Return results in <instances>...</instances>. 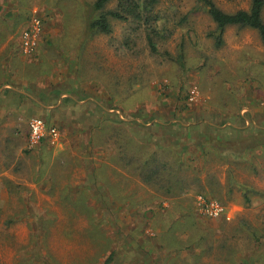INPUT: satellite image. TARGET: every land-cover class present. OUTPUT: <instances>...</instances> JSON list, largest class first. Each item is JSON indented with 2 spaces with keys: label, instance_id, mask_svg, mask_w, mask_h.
Segmentation results:
<instances>
[{
  "label": "rangeland",
  "instance_id": "rangeland-1",
  "mask_svg": "<svg viewBox=\"0 0 264 264\" xmlns=\"http://www.w3.org/2000/svg\"><path fill=\"white\" fill-rule=\"evenodd\" d=\"M94 1L4 3L2 16L23 22L24 29L34 17L42 19L41 40L33 49L24 46L29 55L37 49L57 52L58 43L47 39L52 33L79 38L72 42L73 55L88 62L81 80L104 84L106 113L90 134L83 133L82 112L72 115L55 110L60 106L35 102L25 104L21 118L0 120V264H102L112 252L114 264H264V134L256 133L264 129V45L257 30L229 26L217 47L209 33L216 24L202 4L159 0L153 48L147 23L132 17L112 18L110 33L90 32L89 21L98 14ZM214 1L231 12L251 3ZM117 3L113 0L108 8ZM53 19L57 26L47 28ZM36 66L25 68L28 82L48 84L49 68L44 64L39 72ZM63 73L60 84H67ZM33 117L55 126L68 144L46 150V141L32 143ZM194 121L221 129L251 128L237 138L241 147L234 150L254 146L248 148L253 155L236 160L212 147L207 155L193 147L177 171L187 189L174 197L164 195L158 163H143L148 154L163 155L164 149L146 140L152 132L157 139L169 135L177 126H167L174 123ZM133 126L140 128L138 134ZM16 141L20 144L14 147ZM5 142L12 147L4 148ZM118 149L126 155L124 161ZM143 170L157 174L144 179ZM88 175L94 184L88 180L81 185ZM200 194L220 201L232 220L204 214ZM187 218L201 219L200 228L186 223ZM172 221L180 225L174 231L176 245L163 247V226ZM183 223L190 226V236Z\"/></svg>",
  "mask_w": 264,
  "mask_h": 264
},
{
  "label": "crops",
  "instance_id": "crops-1",
  "mask_svg": "<svg viewBox=\"0 0 264 264\" xmlns=\"http://www.w3.org/2000/svg\"><path fill=\"white\" fill-rule=\"evenodd\" d=\"M4 3L7 4V0H0V120H4V118L6 120V118L8 117H13L14 120L21 118L24 113L25 104L28 102H35L36 104L40 103L43 106H60L55 110H59L62 112L68 111V113L72 112V115H76V112L78 114L82 112L84 114L85 120V126L83 127V129L85 130L84 132H82L84 134H90L92 130L95 129L105 117L104 114L106 112L103 106L105 102L103 94L104 84H102L101 81L85 83L81 80L80 73L86 72V70H83L81 68L82 66L84 68L86 63L88 62L85 63L82 58H79L80 56L78 54L73 55L72 42L73 40H79V38H74L73 34L66 32L52 33L47 36V39L58 43L57 46L59 49L57 50V52L54 48L51 50L47 49L46 51L40 50V52L37 49L34 55H29L25 52L24 49L25 29L23 22L4 18L2 16V12L4 11V8L6 6V4ZM57 24L58 23L56 22V19H53L52 21L47 22V28H52L53 26H57ZM30 25L31 23L27 26V28L30 27ZM49 30L52 31V29ZM43 32L44 29L38 36V41L41 40ZM30 61H32V63ZM32 64L37 65L36 68L39 72H41L44 64L47 65V67L49 68V75L47 76L49 82L48 84L29 83L30 81L28 77H25V68L27 66H33ZM51 68H53V71L50 70ZM61 72H65V74L63 73L62 75L66 76L67 84H60L59 78ZM42 79L43 82L46 81V77H43ZM52 80H54V84L51 83ZM107 103L109 104L110 102L107 101ZM42 110H45V108H43ZM109 115L110 113L107 112V117H109ZM198 122L199 121H194L188 126H185L181 122L174 123L171 126L167 127H176L178 124L182 126L183 129H181V127L178 128V126L177 129L175 128V130L172 131H170L171 129H168L171 133L169 135H164L163 133V136H159L158 139L155 138V134L152 132V136L150 135L151 138L146 140L149 136L148 133H151L150 130L144 133V140L151 141L147 143L155 142L159 146H179L180 144L182 145L183 141L194 143V140L196 142L199 141V137H209L212 135H217V133H221L220 136L226 134L228 138L232 137L238 140L237 138L245 136L246 134H249L253 131L251 130V128H242L240 126L234 127L233 125L232 126L234 127V129H227V126L225 130L209 123L202 124ZM206 124L210 126L208 127ZM203 126H207L208 129L203 128ZM164 127L165 126L163 125V128ZM133 128L138 134L140 128L138 126H133ZM257 130L258 131H256V133H260L259 131L264 129L258 128ZM12 135H15V132L13 133V131H11L10 136ZM139 138L141 137L139 136ZM182 138H185V140H182ZM188 138H190V140H188ZM45 139L48 144L46 150H52V148L55 147H57L58 149H63V145L68 144L66 143V141H62L61 134L57 137L48 136ZM6 144L7 142L4 143V148L8 149L9 145L10 148L12 147L11 144ZM19 144L20 143L16 141L13 146L15 147ZM60 146L61 148H59ZM100 149L102 150V148ZM245 151H247V153L243 159L250 158V155L251 153H253V151L248 149ZM229 157L230 159H235V155L232 152L229 154ZM5 166L2 167L6 168ZM116 166L119 168L118 165ZM35 180L37 179H34L33 181ZM88 180L92 186L94 184V181L92 178H89V175L81 179L80 184L86 186L88 184ZM101 180L103 179L101 178ZM35 183L37 185H40L41 182ZM99 184L103 185V182L101 181ZM234 217H236V214H234Z\"/></svg>",
  "mask_w": 264,
  "mask_h": 264
},
{
  "label": "trees",
  "instance_id": "trees-1",
  "mask_svg": "<svg viewBox=\"0 0 264 264\" xmlns=\"http://www.w3.org/2000/svg\"><path fill=\"white\" fill-rule=\"evenodd\" d=\"M113 0H95L93 3L94 10L98 12L96 16L91 18L89 21L88 29L92 33H110L112 31V24L111 19L117 18L121 20H126L130 17L139 20L140 22L144 21L149 26V41L153 48H156L155 41L153 39L152 34L157 33V25L154 26L153 22L160 19L161 16H159L158 13L154 12V6L156 3L159 2V0H118L117 6L115 8H108V5ZM204 8L207 10V13L211 17V19L216 24V27L209 32L211 36L215 39V44L217 47H220L224 43V33L226 29L229 26H237V27H249L252 29L257 30L258 34L260 35V38L262 40V43L264 45V0H251L250 7L247 9L241 8L236 11H226L223 10L221 7L218 6V4L214 0H197ZM121 123V122H120ZM208 127L210 125L206 124ZM178 128L182 126L178 125ZM234 129L232 125L228 126L227 129ZM226 130V129H225ZM260 133H257V135H263L264 130L259 131ZM209 137H212L209 138ZM209 137H199V142L190 143L183 141L182 145L179 146H168L163 145V155L160 154V151L153 152V155H147V158H144V162H147L148 160L151 161L152 159H155V161L158 163L160 171L156 168V172L160 173L163 171V190L164 195L169 194V196H177L182 194L188 187V183H186L181 177L177 175V171L179 168L183 165L182 161L184 162L185 154L191 153L193 147H198V150L202 149V152L204 154H208L210 151V148H215V151L217 153H221V155H227L231 152H235V159L241 160L245 157L248 148H252L254 146H243L245 149H240L238 151L234 150L235 147H241L238 140L234 138H228V136L223 135L220 136V134L217 133V135H212ZM241 138V137H240ZM185 140V138H182V140ZM190 140V138H188ZM44 139L41 140L39 143L44 144ZM210 143H213L212 146ZM264 147V145L262 146ZM118 148V147H117ZM219 148L224 149V151H220ZM258 147H256L257 149ZM181 156H180V152ZM118 149V153L119 154ZM192 154V153H191ZM252 154V153H251ZM253 155V154H252ZM150 156V159H149ZM120 159H125L126 155L121 153L119 154ZM230 158V157H229ZM124 161V160H123ZM120 162V160H119ZM129 162V161H128ZM124 163V162H122ZM126 164H130L126 163ZM124 164L127 168H132V166H128ZM134 165V164H133ZM158 167V166H157ZM182 169V168H181ZM155 171L150 170H144L141 172V175L144 177V179H151L152 176L155 173ZM155 176V175H154ZM157 176H160L159 174ZM177 189V190H176ZM186 214H184L185 216ZM191 218V217H190ZM190 218H187L186 223L189 225L191 224L193 227H199L201 226V219H198V223L190 220ZM174 226L164 224L163 226V247L168 245H176L175 244V235L174 231L175 229H178V226H175V221H172ZM190 222V223H189ZM189 225L183 223V230L184 233H189L190 236L191 231L190 229H187L190 227ZM200 228V227H199ZM187 229V230H186ZM162 236V235H161ZM170 248H173V246H170ZM180 249V247H178ZM166 249H169V247H166ZM164 259V258H163ZM199 258L197 257V260ZM116 261V254L115 252H112L104 261L102 264H114Z\"/></svg>",
  "mask_w": 264,
  "mask_h": 264
},
{
  "label": "built area",
  "instance_id": "built-area-1",
  "mask_svg": "<svg viewBox=\"0 0 264 264\" xmlns=\"http://www.w3.org/2000/svg\"><path fill=\"white\" fill-rule=\"evenodd\" d=\"M42 30V19L34 17L30 27L24 30V46H27L28 49H33ZM58 134L59 131L55 126H49L48 123L40 117L32 118L29 122V138L32 143H38L48 136L57 137ZM198 203L203 213L207 216H225L227 219H231V215L227 214L225 206L216 199L200 194Z\"/></svg>",
  "mask_w": 264,
  "mask_h": 264
}]
</instances>
